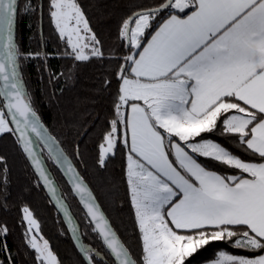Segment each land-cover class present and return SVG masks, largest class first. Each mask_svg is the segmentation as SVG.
Masks as SVG:
<instances>
[{"label":"snow or ice","instance_id":"6c2138e0","mask_svg":"<svg viewBox=\"0 0 264 264\" xmlns=\"http://www.w3.org/2000/svg\"><path fill=\"white\" fill-rule=\"evenodd\" d=\"M48 3L49 16L70 48L65 55L76 61L103 58L77 0ZM34 10L31 0H25L22 10L19 0H0V135L15 137L88 264H95L94 255L100 264L109 262L83 243L42 155L45 149L114 264H185L210 242L233 238L234 247L253 255L221 251L214 264H264V0H164L122 22L120 37L129 54L118 72L116 119L100 145L98 164L105 165L118 142L127 148L126 179L141 243L139 258L121 241L33 107L21 58L46 60L48 54L22 52L16 37L18 15ZM217 131L234 138L252 159H241L205 138ZM200 157L239 174H220L199 162ZM7 171L0 156V190L6 188ZM23 219L38 264H60L27 207ZM8 232L0 224V250L5 252L2 238Z\"/></svg>","mask_w":264,"mask_h":264},{"label":"trees","instance_id":"16d2710c","mask_svg":"<svg viewBox=\"0 0 264 264\" xmlns=\"http://www.w3.org/2000/svg\"><path fill=\"white\" fill-rule=\"evenodd\" d=\"M162 2L164 0H77L104 52L103 58L92 57L88 61H76L65 55L70 48L59 36L49 16L48 0H31V7L35 10L21 11L17 20L16 39L21 51L48 54L46 60L21 58V71L33 107L91 186L112 228L135 258L140 256L141 243L126 179L127 148L118 142L115 154L108 156L103 167L98 164V157L111 121L116 119L115 104L120 86L118 72L124 65L122 58L129 54L127 41L120 37L122 22L133 13ZM24 3L25 0H19L21 10ZM205 138L220 143L241 159H252L234 138L222 136L219 131ZM37 147L43 145L37 141ZM42 155L80 227L83 243L97 249L107 257L109 264H114L100 238L92 231L93 225L62 172L47 159L46 149ZM0 156L5 158L8 169L6 188L0 190V224L9 229L7 236L2 238L8 247L7 252L0 250V261L4 264H38L37 254L27 243L25 235L23 209L27 207L39 223V233L49 242L60 264H87L13 135H0ZM199 162L220 174H239L238 170L203 157ZM234 240L212 241L187 258L185 264L210 261L221 251L253 255L234 247ZM100 259L93 256L95 264H100Z\"/></svg>","mask_w":264,"mask_h":264},{"label":"water","instance_id":"95a60500","mask_svg":"<svg viewBox=\"0 0 264 264\" xmlns=\"http://www.w3.org/2000/svg\"><path fill=\"white\" fill-rule=\"evenodd\" d=\"M137 12H139V11H137ZM43 123V122H42ZM44 124V123H43ZM44 126L46 127V125L44 124ZM47 128V127H46ZM48 129V128H47ZM48 131H49V129H48ZM50 132V131H49ZM50 134L53 136V134L50 132ZM57 140V139H56ZM59 145H60V147L61 148H63L62 146H61V144L59 143ZM64 150V149H63ZM65 151V150H64ZM66 153V152H65ZM67 154V153H66ZM68 155V154H67ZM68 157L70 158V160L72 161V163H73V165L75 166V168H76V170L78 171V169H77V167H76V165H75V163H74V161L71 159V157L68 155ZM33 166V165H32ZM34 168V167H33ZM35 170V169H34ZM36 172V171H35ZM79 172V171H78ZM36 174H37V172H36ZM38 175V174H37ZM64 176V175H63ZM64 178H65V180L67 181V179H66V177L64 176ZM85 181V183L88 185V187L90 188V190H91V192L93 193V195L95 196V198H96V200H97V202L99 203V201H98V199H97V197H96V195H95V193L93 192V190H92V188H91V186L88 184V182L86 181V180H84ZM42 183V182H41ZM67 183H68V181H67ZM42 185H43V187H44V189H45V191L47 192V194H48V196H49V198H50V200H51V202L53 203V205H54V207L56 208V210L59 212V214L61 215V217H62V219L64 220V222H65V217H64V215H63V213L58 209V207H57V205L54 203V201L52 200V198L50 197V195H49V193H48V191H47V189H46V187L44 186V184L42 183ZM68 185L70 186V184L68 183ZM70 188H71V186H70ZM71 190H72V188H71ZM75 195V197L77 198V200L79 201V199H78V196L76 195V194H74ZM80 202V201H79ZM81 204V203H80ZM100 205V204H99ZM81 206H82V204H81ZM83 207V206H82ZM101 207V206H100ZM84 208V207H83ZM102 209V208H101ZM85 210V209H84ZM103 211V210H102ZM85 212H86V210H85ZM65 224H66V222H65ZM66 226H67V224H66ZM67 228H68V226H67ZM68 230H69V228H68ZM71 233V232H70ZM72 235V234H71ZM82 254V253H81ZM82 256H83V254H82ZM83 258H84V256H83ZM84 260L87 262V260L84 258ZM87 264H88V262H87Z\"/></svg>","mask_w":264,"mask_h":264},{"label":"rangeland","instance_id":"374dc122","mask_svg":"<svg viewBox=\"0 0 264 264\" xmlns=\"http://www.w3.org/2000/svg\"><path fill=\"white\" fill-rule=\"evenodd\" d=\"M34 216V215H33ZM35 218V217H34ZM36 219V218H35ZM53 252V251H52ZM230 254V253H229ZM233 255V254H232ZM218 259V256L210 261H207V262H204V263H201V264H214V262Z\"/></svg>","mask_w":264,"mask_h":264}]
</instances>
